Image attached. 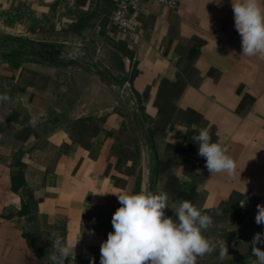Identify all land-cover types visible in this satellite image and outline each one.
<instances>
[{
	"label": "crops",
	"instance_id": "0c3cea01",
	"mask_svg": "<svg viewBox=\"0 0 264 264\" xmlns=\"http://www.w3.org/2000/svg\"><path fill=\"white\" fill-rule=\"evenodd\" d=\"M136 1L131 43L112 25L115 0H0V34L26 39L18 66L0 57V264H53L54 236L79 239L65 264L100 263L115 194L136 193L140 175L154 193L177 177L207 215L234 194L239 207L264 205V59L241 56L231 0ZM170 95L174 124L154 148L143 142L130 175L119 146L130 148L137 98L155 128ZM201 128L236 161L234 178L209 173L193 140ZM157 162L169 165L157 174Z\"/></svg>",
	"mask_w": 264,
	"mask_h": 264
},
{
	"label": "clouds",
	"instance_id": "9594fccd",
	"mask_svg": "<svg viewBox=\"0 0 264 264\" xmlns=\"http://www.w3.org/2000/svg\"><path fill=\"white\" fill-rule=\"evenodd\" d=\"M231 4L235 28L241 37V56L264 59V0H231ZM8 99L6 94L0 95V101ZM30 124L34 127L35 119ZM193 140L199 145L198 154L205 158L210 174L236 176V161L220 143L212 142L209 129H199ZM115 195L121 206L112 216L114 231L101 244L100 264H197L198 258L215 251L203 235L211 227L212 217L190 201H181L172 208L167 193H154L143 186L138 193ZM166 208H171L178 219L166 216ZM257 210L255 222L264 225V205L258 204ZM51 241L50 260L53 264H65L79 239L66 241L54 236ZM258 244H264L261 233L255 234L251 248L253 264H264V250ZM227 255V246L221 245L220 259Z\"/></svg>",
	"mask_w": 264,
	"mask_h": 264
},
{
	"label": "trees",
	"instance_id": "16d2710c",
	"mask_svg": "<svg viewBox=\"0 0 264 264\" xmlns=\"http://www.w3.org/2000/svg\"><path fill=\"white\" fill-rule=\"evenodd\" d=\"M20 43H22V47L25 48L26 45V39H20ZM5 44L15 42V39L7 38L5 41ZM25 53L23 52H16V53H4L1 54V58H3L5 61H7L9 64H15L21 63L25 57ZM18 62V63H17ZM179 96H173L170 95L166 98H163L162 100L159 98V110H160V119L156 123L157 127H147L148 119L145 115L144 108L142 107V101L140 98H137V101L135 103V106L138 108L136 109L132 114V122H131V128L128 130V128L125 126V131H129L131 136H135L132 140L131 145H133V150H131V147L129 149L125 148L123 149L124 145L121 144L119 147L120 149V156H119V168L120 165L127 163L128 161H132V167L129 171V174L132 175L133 172L136 170L137 165L139 164V159L142 152V144L144 141H146L147 145H151L152 148H154V133L156 131H164L167 129L168 126H172L174 124V115H175V105L173 100L175 101L178 99ZM130 146V145H129ZM169 163L164 162H157V174L163 169L165 170L166 167H168ZM141 173V171H140ZM156 174V175H157ZM157 178V177H156ZM156 183V181L154 182ZM18 184V178H13V189L15 191H18L17 188ZM142 186V176L140 175L137 179L136 183V193H138ZM165 192L170 195V199L174 201L175 203H179L181 201L187 200L191 201L192 195H187L183 193L180 189L178 178L175 176H169L167 178L166 182V188ZM244 196L239 194H234L231 197V203L226 205L224 208H221L219 210H216L215 213L219 214H229L232 211H234L236 208H239L241 211L243 210L242 207H239L241 203L244 201ZM193 204V203H192ZM204 214H209L207 212H202ZM253 256H248L245 259H250ZM244 259V258H243ZM100 264V263H98ZM200 264V263H198Z\"/></svg>",
	"mask_w": 264,
	"mask_h": 264
},
{
	"label": "rangeland",
	"instance_id": "374dc122",
	"mask_svg": "<svg viewBox=\"0 0 264 264\" xmlns=\"http://www.w3.org/2000/svg\"><path fill=\"white\" fill-rule=\"evenodd\" d=\"M7 38H10V36L0 34V41H5ZM1 47L0 55L16 52L25 53V48L20 44L16 47L13 42L7 44L2 42ZM134 137L133 135L127 139L130 141L129 143H132ZM130 147L133 150V145H130ZM134 176L136 178V175ZM255 205L249 203L247 209L243 208L241 211L239 208H236L226 215H209L212 217L213 223L203 235L212 243L215 251L202 258H198L197 264H245L255 258L253 256L250 259H245L252 255L251 242L255 234L261 233L262 237H264V225H258L255 222V216L258 211ZM221 245L227 246L228 250V255L223 259L219 257ZM257 247L264 250V244H258Z\"/></svg>",
	"mask_w": 264,
	"mask_h": 264
},
{
	"label": "built area",
	"instance_id": "2783aa9c",
	"mask_svg": "<svg viewBox=\"0 0 264 264\" xmlns=\"http://www.w3.org/2000/svg\"><path fill=\"white\" fill-rule=\"evenodd\" d=\"M171 9H178L180 0H154ZM139 5L136 0H115L112 25L116 31L131 43L141 37L138 24Z\"/></svg>",
	"mask_w": 264,
	"mask_h": 264
},
{
	"label": "water",
	"instance_id": "95a60500",
	"mask_svg": "<svg viewBox=\"0 0 264 264\" xmlns=\"http://www.w3.org/2000/svg\"><path fill=\"white\" fill-rule=\"evenodd\" d=\"M1 46H0V51H1ZM1 56V55H0ZM255 259V258H254ZM254 259H252L251 261H249V262H246L245 264H253V261H254Z\"/></svg>",
	"mask_w": 264,
	"mask_h": 264
},
{
	"label": "flooded vegetation",
	"instance_id": "af4514ba",
	"mask_svg": "<svg viewBox=\"0 0 264 264\" xmlns=\"http://www.w3.org/2000/svg\"><path fill=\"white\" fill-rule=\"evenodd\" d=\"M2 42V41H1ZM1 46V45H0ZM2 48V47H1Z\"/></svg>",
	"mask_w": 264,
	"mask_h": 264
}]
</instances>
